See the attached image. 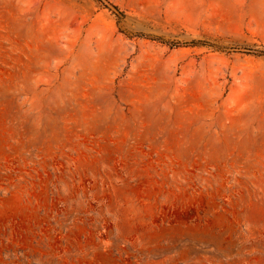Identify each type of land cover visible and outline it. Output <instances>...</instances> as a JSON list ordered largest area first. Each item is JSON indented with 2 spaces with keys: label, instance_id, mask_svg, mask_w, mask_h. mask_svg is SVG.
I'll use <instances>...</instances> for the list:
<instances>
[{
  "label": "rangeland",
  "instance_id": "374dc122",
  "mask_svg": "<svg viewBox=\"0 0 264 264\" xmlns=\"http://www.w3.org/2000/svg\"><path fill=\"white\" fill-rule=\"evenodd\" d=\"M107 1L0 0V264H264V0Z\"/></svg>",
  "mask_w": 264,
  "mask_h": 264
},
{
  "label": "trees",
  "instance_id": "16d2710c",
  "mask_svg": "<svg viewBox=\"0 0 264 264\" xmlns=\"http://www.w3.org/2000/svg\"><path fill=\"white\" fill-rule=\"evenodd\" d=\"M98 2H100L102 5L107 6L108 1L107 0H97ZM109 4V3H108ZM116 10H118L119 8L117 6H113Z\"/></svg>",
  "mask_w": 264,
  "mask_h": 264
}]
</instances>
